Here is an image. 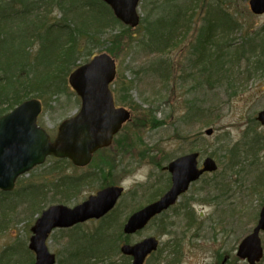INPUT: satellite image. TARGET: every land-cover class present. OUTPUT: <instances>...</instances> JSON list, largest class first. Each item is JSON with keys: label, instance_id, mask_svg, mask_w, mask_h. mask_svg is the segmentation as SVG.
Masks as SVG:
<instances>
[{"label": "rangeland", "instance_id": "374dc122", "mask_svg": "<svg viewBox=\"0 0 264 264\" xmlns=\"http://www.w3.org/2000/svg\"><path fill=\"white\" fill-rule=\"evenodd\" d=\"M169 1L144 0L140 8L142 20L158 12L157 7H160L161 4L165 7ZM174 1L181 3L184 0ZM249 2L250 0H189L187 4L189 3L191 8L183 11L175 10L176 12H186L191 9L196 12L195 18L188 16V19H192L188 27L183 28L177 34V37L182 36L181 43L176 46L173 44L166 54L154 55L148 50L141 49H137L130 55H127L126 52L119 53L117 59L118 79L123 78L132 83L133 89L129 94V100L133 102V105L129 107L120 105V103L118 105L132 110L133 121L125 126L116 141L124 142L127 148H131L129 151H132L134 155L132 153L131 156L120 154L121 157L115 158L116 145H114L107 152L99 153L92 165L83 170L86 172L76 173L74 171L78 170L69 168L67 162L59 163L50 159L45 165L37 168V171H32L22 177L17 182L16 190L26 187L21 185L23 179L24 181L32 179L33 183L37 181V184L42 187H44L45 180L49 179L48 182L53 181L51 185L55 190L58 187V182L63 178L61 176H65V178L69 175V177L77 175L82 177L83 174H86L88 178L89 175L94 174L93 172L97 168L103 167L106 172L112 171V175L103 180L104 176L98 174L100 177L94 182L91 179L84 182L82 180L79 193L77 192L67 202H62L66 197L59 192L61 186L58 187L56 193L46 185L47 187H44L42 191L46 198H53L54 202L44 205V210L55 205H66L73 208L86 201L90 196L96 195L99 190H103L105 188L101 185L103 182L105 184L110 181L117 185L121 182L125 193L118 202L116 213H113L114 215L111 217L118 218L117 221L121 224L123 232L129 216L144 208L149 197L162 193L168 185L170 186V175L165 168L184 155L199 152L200 163L202 164L206 157H212L217 164V170L213 175H207L203 180L194 184L187 194L179 199L178 204L180 202L185 204L187 198L193 197L189 211L196 216L197 230H186L185 212L180 214V218L178 215L174 217L175 212H169L168 217H172L170 229L175 232L176 238L177 236L181 238L180 258L182 260L180 264H201L204 262L202 258H206L211 263L212 255L208 248L210 247V238L215 232H232L234 242L241 241L256 226L264 206V151L256 157L258 159L256 161H259L257 165H251L249 157L244 160L243 165H237L234 170L228 169L225 158V150L228 147L232 148L239 143L243 144L244 140L249 137L253 139L255 134L264 137V128L257 121L258 114L264 111V38L261 35L262 47L258 45L259 39H255L258 32L264 28V15L253 14L250 11ZM34 3L36 5L33 11H30V16L37 20V1ZM175 3L173 2V4ZM217 4L221 9L215 8L214 5ZM171 12L167 10L168 14ZM225 12L230 15L225 16ZM48 17L62 18L57 9L53 10V14ZM152 17L156 18L157 14H153ZM185 18L180 19L179 25L184 22ZM237 22L238 26L235 27ZM142 26L144 25L142 24ZM188 29H195L196 35L193 37L192 32L186 34ZM120 31V27H116L113 31L109 29L108 32L102 34L99 41V38L91 41L89 36H84L87 39L83 42L85 51L80 55L78 63L84 64L89 61L88 55L90 54L98 55L104 52L110 46L108 38L113 33L118 34ZM202 31L206 35L205 40L208 42L206 44L213 43L212 48L206 44L201 46L203 53H211V57L205 60L207 62L205 64L213 63L212 67L215 70L219 60L227 63L230 70L228 73L232 75L233 89L228 85L227 80H222L221 83L205 81L209 72L200 74L198 71L200 65L193 71L194 73L187 67L191 65V60L199 59L193 52V45L195 42L198 43L195 38ZM253 43L255 45H252ZM36 47L37 44L34 46V51ZM249 58L250 61L247 60ZM158 60L166 61L170 66L171 74L167 79L166 77L162 79L160 76L153 77L154 63ZM258 61H262L259 63L260 66ZM248 62L252 63L249 68ZM256 66L258 71L251 74L250 70L255 69ZM165 68L161 66L160 69L165 71ZM188 73H192V75L188 76ZM190 104L202 106L204 110L196 119L191 118L186 122L185 118L194 114L193 112L191 115L188 113ZM43 105L45 104L43 103ZM80 105L79 98L75 93L69 91L67 95H61L56 100L54 98L49 101V105L44 106L39 124L54 138L59 125L64 120L73 117ZM141 116H153L157 122L162 124L153 128L141 126L137 121ZM211 128L214 130V134L207 136L205 133ZM60 167L61 169H59ZM52 168L53 170H51ZM214 182H216V186L218 185L216 188L212 184ZM222 185L226 187L223 193ZM27 204L23 200L22 205H19L11 213L0 209V225H3L1 220L6 221L7 216L10 221L7 224L5 222V226H0V252L9 247L23 248L24 246V249L29 248L32 236L31 228L39 215L29 212L27 207H24ZM184 206L188 208L187 204ZM158 225L153 223L127 240L129 243L135 244L150 236L158 237L160 233ZM100 226L101 221L89 222L75 229L55 231L50 236L48 246L50 252L56 256L57 264H75L72 262L74 259H70V254L77 251H83V258L88 254L99 256L102 247L96 245H98L100 237L95 239L89 236L95 233ZM199 232L202 239H199L197 244L201 243V245L196 249L193 233L198 234ZM186 233L188 234L187 238H183ZM111 234L117 235V232L112 231ZM160 239L163 248L170 240L169 237ZM163 248L158 255L163 254ZM158 255L151 257L145 264H164L167 261V258H164L162 263V257L158 260ZM164 256L169 255L164 252ZM15 259L20 261L18 264H25L21 254ZM79 259L83 260L80 257ZM25 260L35 261L34 254L27 256ZM108 261L111 264L130 263V260L122 256L121 253L113 255Z\"/></svg>", "mask_w": 264, "mask_h": 264}, {"label": "trees", "instance_id": "16d2710c", "mask_svg": "<svg viewBox=\"0 0 264 264\" xmlns=\"http://www.w3.org/2000/svg\"><path fill=\"white\" fill-rule=\"evenodd\" d=\"M35 1H37V20L30 16V11H33L36 5ZM173 2L175 3L174 0H170L165 7L161 4L160 7H157L158 12L153 13L157 14L156 18L152 17L153 14L149 15L141 22V25L144 26L141 27L140 25L137 29H131L116 20L111 9L101 0H0V118L32 98H37L45 105H49L50 100L54 98L56 100L59 96H65L69 91H72L68 84V76L82 65L78 62L80 55L85 51L83 42L87 39L84 36H89L91 41L99 38V41L103 33L108 32L109 29L113 31L116 27H120L121 31L118 34L113 33L108 38L110 46L104 50L116 60L119 53L126 52L127 55H130L135 53L137 49L148 50L149 53L154 55L166 54L173 47V44L176 46L181 43L182 36L177 37V34L192 22V19H188V16H196V12L191 9L186 12L175 11L191 8L190 2L188 4L180 2L173 4ZM214 6L216 9H221L219 4ZM55 9L62 16L61 19L48 17V15L53 14ZM167 10L172 12L168 14ZM224 15L228 16L230 14L225 12ZM182 17L186 18L179 25ZM236 26H238V22L235 24ZM191 30L188 29L185 33L192 32L194 37L197 32L195 29ZM262 30L264 28L258 32V36L255 38L260 41L259 47H262V38H264V31ZM205 38L204 31L197 34L195 40L197 39L198 43L195 42L193 45V52L197 54L199 59L191 60V65L187 67L194 73L193 71L200 65V70H198L200 74L209 72L205 81L221 83L222 80H227L228 85L233 89L232 75L228 73L230 70L227 63L219 60L215 70L212 67L213 63L205 64L207 63L205 60L211 57L210 52L203 53L201 49L202 44L208 43ZM35 44H37V47L34 51ZM206 45L212 48L213 43ZM252 45H255V43ZM94 56L92 54L88 55L89 59ZM247 60L250 61V58ZM261 62L258 61L257 63ZM251 64L248 62V68ZM154 66L153 77L160 76L162 79L165 77L167 79L170 76L171 69L166 61H155ZM161 66L166 67L165 71L160 69ZM257 68L256 66L255 69L250 70V73H256ZM214 72L216 74H213ZM192 73H188V76H191ZM126 82L128 81L123 78L117 79L114 85V94L118 103L129 107L133 105V102L129 100V94L133 86L132 83ZM203 110L204 107L202 106L191 105L188 113L191 115V112H193L194 114L191 117L188 115L185 121L188 122L189 119L196 118L198 113H203ZM137 121L139 125L150 126L151 128L162 124L157 122L153 116H141ZM263 151L264 137L255 134L253 139L249 137V139L244 140L243 144L239 143L225 150L226 165H228V169L234 170L237 165H243L244 160L249 157L251 158L250 164L257 165L259 161H256L258 160L256 157ZM34 171H37V169ZM96 171L88 178L86 174H83L82 177L78 175L72 177H69V175L66 178L61 176L63 178L58 182V187L61 186L62 188L59 192L66 197L62 202H67L77 192L79 193L82 180L84 182L91 179L94 182L99 179L98 174L104 176L103 180L112 175V171L106 172L103 167L101 169L97 168ZM22 181L23 184L21 185L26 186L23 189L15 190L12 193L0 192V209L11 213L19 205L21 206L24 200L28 203L24 207H27L29 212L40 215L48 203L54 202L53 198H46L42 190L48 185L51 191L57 193L58 187L54 190V186L51 185L53 181L48 182L49 179L45 180L44 187L38 185L37 181L31 182L32 179L28 181L23 179ZM212 184L215 185V188L218 186H216V182ZM101 185L107 187L116 184L109 181V183L105 182L104 184L103 182ZM225 189V185H222V193L225 192ZM185 210L188 211V208L185 207ZM113 213H116V210ZM113 213L102 219L101 226L89 236L95 239L100 237V241L96 246L102 247L101 254L99 256L88 254L83 258V251H77L70 254V259H74L72 262L75 264H92V262H97L93 264H111L108 260L113 255L120 254L121 244L129 243V241L121 230V224L117 221L118 218L111 217V215H114ZM1 222H3V225L0 226H5V222L6 224L10 222L9 217L7 216L6 221L1 220ZM112 231L117 232V235L111 234ZM20 254L23 256L25 264H35V261L25 260L27 256L33 253L29 248L24 249V246L23 248L9 247L2 250L0 252V264H18L20 261L15 258L20 257ZM78 256L83 260L81 261ZM66 261L68 262V260Z\"/></svg>", "mask_w": 264, "mask_h": 264}, {"label": "water", "instance_id": "95a60500", "mask_svg": "<svg viewBox=\"0 0 264 264\" xmlns=\"http://www.w3.org/2000/svg\"><path fill=\"white\" fill-rule=\"evenodd\" d=\"M114 16L126 26L136 28L141 18V0H102ZM252 12L264 14V0H250ZM117 76V63L109 54L96 56L69 76V85L81 99V110L62 122L56 138L39 126L38 118L43 111L38 99L25 101L10 113L0 118V190L12 192L17 180L35 167L45 163L48 157L69 159L76 167H87L93 154L112 145L114 137L123 125L131 121V112L117 108L111 84ZM264 126V111L257 118ZM213 129L206 131L207 136ZM199 153L180 157L168 166L172 175V188L161 200L130 216L124 226L125 235L142 231L148 223L163 211L175 205L179 197L189 190L205 173L217 170L212 158H206L199 168ZM124 192L123 187H108L90 196L83 203L70 208L65 205L51 206L37 219L31 229L29 248L36 257L35 264H56V256L47 242L55 229H69L90 220H100L112 212ZM264 231V207L254 233L240 246L239 256L251 264L259 262L263 250L259 233ZM155 238H147L135 245H124L121 252L132 257V264H144L147 257L158 249Z\"/></svg>", "mask_w": 264, "mask_h": 264}, {"label": "flooded vegetation", "instance_id": "af4514ba", "mask_svg": "<svg viewBox=\"0 0 264 264\" xmlns=\"http://www.w3.org/2000/svg\"><path fill=\"white\" fill-rule=\"evenodd\" d=\"M197 32V31H196ZM118 107V106H117ZM81 109V107L79 108ZM124 129V127H123ZM122 129V130H123ZM114 145H116L115 147V158L121 157L120 154L123 156H131V153L134 155V153L132 151H129V148H127L125 146V143L123 142H119L117 141ZM106 150L108 149H104L101 150L102 153L107 152ZM95 157V156H94ZM136 159V158H135ZM71 164V163H70ZM74 169L78 170V171H74V172H81L85 169H78L75 168L74 166H72ZM72 168V169H73ZM81 170V171H80ZM73 172V171H72ZM97 172V171H96ZM170 175V174H169ZM171 180V175L169 176ZM121 183V182H120ZM118 184V186H121V184ZM117 185V184H116ZM194 184H192L190 186V188L193 186ZM172 187V185H168L166 190L163 191L162 193H158L155 194L154 196H151L148 198L147 200V204L146 206L152 205L153 203L157 202L159 199H161ZM190 190V189H189ZM187 193L183 194L181 197L185 196ZM193 197H189L187 198L185 204L188 205V211L185 210V204H183L182 202H180L178 204V202L170 207L168 210L164 211L162 214L157 215L155 218H153L150 222V225H152L153 223L155 224H159L158 226L160 227V233L159 236H150L149 238H156L159 242V246L158 249L156 251H154L151 255H149V257L147 258V260L151 259V257L155 256L156 254H160L161 249L163 248V244H162V240L160 239L161 237H169V241L167 242L166 245H164L163 248V254L158 255V260L162 257V263H163V259L167 258V261H165L164 264H180V261L182 260L180 258L181 256V244H180V237L177 236L176 238V234L175 232H172V229H170V224H171V218L172 217H168L169 216V212L173 211L175 212V215H178L179 218L181 217L180 214L184 213V217L187 219L186 224V230H192V229H196L197 230V219L196 216L189 211V205H191L192 203V199ZM178 204V205H177ZM183 204V205H181ZM260 218V216H259ZM259 218H258V222H259ZM258 222L256 224V226L253 228V230L247 234L241 241H235L234 242V234L232 232L229 231H223V232H215L213 233L212 237L210 238V247L208 248L210 250V253L212 255V262L209 263L207 261L206 258H202V260L204 261L201 264H251L248 260L242 259L239 256V249L240 246L242 244V242L249 236H251L254 231L255 228L258 225ZM187 233L186 235H183V238H187ZM264 231H261L259 233V239L261 242V246H262V250H263V257L261 258V260L259 262H256V264H264ZM202 239L200 232L197 233H193V241L196 240V245L195 248L198 249L200 248L201 243L197 244V242H199ZM177 240V241H176ZM164 252L167 253L169 256H164ZM234 254H236V256H234ZM130 262H132V258L130 257ZM209 259V257H208ZM158 264V263H156Z\"/></svg>", "mask_w": 264, "mask_h": 264}, {"label": "bare ground", "instance_id": "6f19581e", "mask_svg": "<svg viewBox=\"0 0 264 264\" xmlns=\"http://www.w3.org/2000/svg\"><path fill=\"white\" fill-rule=\"evenodd\" d=\"M187 2H188L187 0H184V1H183V2H181V3H187ZM194 18H195V17H194ZM194 18H193V19H194Z\"/></svg>", "mask_w": 264, "mask_h": 264}]
</instances>
